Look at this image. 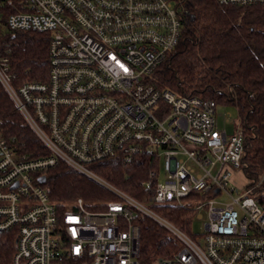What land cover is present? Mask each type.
Listing matches in <instances>:
<instances>
[{"label": "built area", "instance_id": "1", "mask_svg": "<svg viewBox=\"0 0 264 264\" xmlns=\"http://www.w3.org/2000/svg\"><path fill=\"white\" fill-rule=\"evenodd\" d=\"M218 3L264 7V0ZM182 28L174 0H0V40L49 34L44 82L16 85L11 51L0 48V87L47 149L38 157L19 152L0 126V232L15 235L13 264H264V167L257 179L245 176L240 121L220 114L213 99L151 80ZM112 159L150 162L141 199L92 166ZM60 162L114 199L99 210L82 198L61 209L40 181ZM233 171L242 188H228ZM222 192L232 200L215 207ZM169 204L196 211L198 220L206 208L205 231L169 221L158 209ZM138 216L167 229L180 249L143 262Z\"/></svg>", "mask_w": 264, "mask_h": 264}, {"label": "trees", "instance_id": "2", "mask_svg": "<svg viewBox=\"0 0 264 264\" xmlns=\"http://www.w3.org/2000/svg\"><path fill=\"white\" fill-rule=\"evenodd\" d=\"M174 1L182 9L181 39L151 80L177 95L210 98L235 109L244 134L242 170L246 177L257 179L264 167V7L225 6L218 0ZM4 37L0 48L11 51L14 83L46 81L50 67L49 34L30 30L10 32ZM0 126L5 135L13 138L17 151L30 157L47 154L46 147L1 87ZM92 166L114 185L142 198L140 180L151 168L147 159L130 164L112 159ZM43 175V186L61 209L82 198L88 209L99 210L114 199L106 189L62 162L44 170ZM158 207L169 221L192 233L196 211L176 204ZM136 222L143 262L170 257L180 249L178 241L154 220L138 216ZM15 251L14 233L0 232V264H13Z\"/></svg>", "mask_w": 264, "mask_h": 264}, {"label": "rangeland", "instance_id": "3", "mask_svg": "<svg viewBox=\"0 0 264 264\" xmlns=\"http://www.w3.org/2000/svg\"><path fill=\"white\" fill-rule=\"evenodd\" d=\"M218 111L220 114H224V112H226V111L230 112L232 114L233 120H235V124H239L238 114H237L236 110L233 109L232 107L219 105ZM220 119H221V121L223 120V118H220ZM231 127H232V125H231ZM228 128H230V125L228 126ZM232 174H233L232 179L228 183V188H232V187L237 188V189L242 188L243 184H244L242 174L240 172L238 173L236 171H233ZM231 194L233 196L238 195L237 192H234ZM217 200L220 201L221 203H215L216 204L215 207H220L222 205V203L230 202L232 200V197L230 195L222 192L220 197L217 198ZM200 212L203 214V219H201V220H198L197 218L194 219V222L192 225V232H194L196 234H202L205 231V224L209 220L206 208H204ZM135 223H137L136 220H135Z\"/></svg>", "mask_w": 264, "mask_h": 264}, {"label": "water", "instance_id": "4", "mask_svg": "<svg viewBox=\"0 0 264 264\" xmlns=\"http://www.w3.org/2000/svg\"><path fill=\"white\" fill-rule=\"evenodd\" d=\"M40 181H41L42 183H45V181H46V177H45V176H42L41 179H40Z\"/></svg>", "mask_w": 264, "mask_h": 264}]
</instances>
